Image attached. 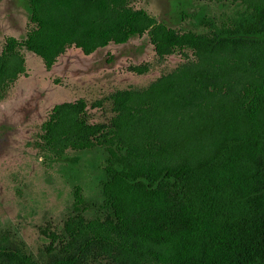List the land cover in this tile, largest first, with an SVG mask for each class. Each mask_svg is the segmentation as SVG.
Here are the masks:
<instances>
[{
  "label": "trees",
  "instance_id": "trees-1",
  "mask_svg": "<svg viewBox=\"0 0 264 264\" xmlns=\"http://www.w3.org/2000/svg\"><path fill=\"white\" fill-rule=\"evenodd\" d=\"M25 2L24 33L0 50V100L25 75V52L49 69L70 48L90 55L145 36L160 60L183 59L146 89L114 93L108 124L89 123L77 100L39 126L45 163L71 169L72 155H93L100 214L86 218L73 186L68 244L128 264H264V0H216L225 11L199 16V31L170 28L131 0ZM0 264L38 263L0 247Z\"/></svg>",
  "mask_w": 264,
  "mask_h": 264
},
{
  "label": "rangeland",
  "instance_id": "rangeland-1",
  "mask_svg": "<svg viewBox=\"0 0 264 264\" xmlns=\"http://www.w3.org/2000/svg\"><path fill=\"white\" fill-rule=\"evenodd\" d=\"M131 1L158 22L186 31L203 28L196 21L202 14L211 18L225 11L216 0ZM28 18L25 0H0V50L6 38L24 33ZM24 60L25 75L0 100V247L38 264L73 257L77 264H128L102 246L85 247L84 240L68 244L65 224L76 215L73 186L81 189L86 218L100 214L93 155H72L71 169H63L45 163L33 140L48 113L62 103L83 100L89 123L108 124L114 117V93L146 89L183 59L160 60L143 36L90 55L70 48L49 69L31 53L25 52Z\"/></svg>",
  "mask_w": 264,
  "mask_h": 264
}]
</instances>
